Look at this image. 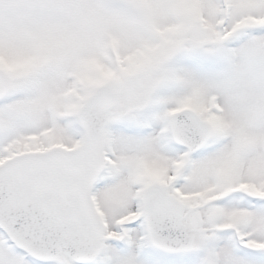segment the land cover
I'll list each match as a JSON object with an SVG mask.
<instances>
[{
  "label": "snow or ice",
  "instance_id": "6c2138e0",
  "mask_svg": "<svg viewBox=\"0 0 264 264\" xmlns=\"http://www.w3.org/2000/svg\"><path fill=\"white\" fill-rule=\"evenodd\" d=\"M0 264H264V0H0Z\"/></svg>",
  "mask_w": 264,
  "mask_h": 264
}]
</instances>
